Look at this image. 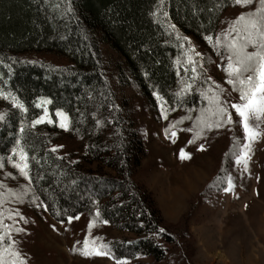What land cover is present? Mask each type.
<instances>
[{"label":"trees","instance_id":"16d2710c","mask_svg":"<svg viewBox=\"0 0 264 264\" xmlns=\"http://www.w3.org/2000/svg\"><path fill=\"white\" fill-rule=\"evenodd\" d=\"M215 2L165 0L164 8L169 13L168 20L182 35L192 37L209 52L203 36L218 34L222 13L229 7H236L225 0V6L218 12L208 11ZM66 3H71L74 16L60 19L58 12L45 7L42 2L0 0V59L3 61L0 76L9 79L8 69L3 65L13 67V75L6 87L19 90L18 95L29 107V121L40 111L32 106L39 96L53 100L50 110L62 107L76 120L80 112L86 113L79 134L75 128L65 132L52 125H38L33 130L29 154L35 155L40 163L31 162L32 175L38 171L44 175L45 179L36 187L49 190L38 194L47 203L74 208L78 214L87 215L89 220L98 206L101 219L134 234L130 239L106 240L105 243L113 246L116 256L133 259L137 255H148L155 262L163 261L167 251L162 244H172L175 238L162 226L150 195L132 177L140 160L141 141L136 138L132 123L119 105L123 97H118L117 85L110 79L102 48L108 46L120 57L118 66L113 69L118 85L131 82L155 109L153 91L160 92L171 102L174 100L172 93L179 86L173 63L178 50L175 37H168L164 26L150 15L155 10L156 0H66ZM247 10L252 9L240 8V13ZM201 25L207 27V32ZM46 52L56 53L64 63L54 64L40 57ZM10 58L34 63L12 65ZM0 103L3 111L14 113L10 120L15 131L19 127L18 110L12 109L8 102ZM198 103V96L188 98V106ZM110 104L119 111H113ZM97 106H102L98 115L105 121L100 129L95 128L91 116ZM178 110L184 112L182 108ZM109 120L112 122L108 123ZM8 131L7 127L0 131V155L6 154L12 146ZM74 135L81 139L78 154L64 150L48 153L54 141ZM58 156L65 159H57ZM94 162L96 168L92 167ZM102 167L115 174L103 173ZM216 177L217 174L213 179ZM90 196L97 200L96 205L91 203ZM48 213L58 220L52 211ZM100 225L97 223L95 228ZM159 228L166 231L162 234L152 231Z\"/></svg>","mask_w":264,"mask_h":264},{"label":"rangeland","instance_id":"374dc122","mask_svg":"<svg viewBox=\"0 0 264 264\" xmlns=\"http://www.w3.org/2000/svg\"><path fill=\"white\" fill-rule=\"evenodd\" d=\"M239 14V6L227 8L222 13L218 33L226 29L228 23ZM187 37L204 57V76L211 77L225 89L222 98L238 100V93H233L231 86L226 84L227 77L222 70L226 60H222L207 41L204 45L208 46L209 52L192 37ZM102 49L107 69H110V79L113 85H117L118 97H123L119 105L132 123L136 138L141 141L140 160L132 171V177L150 195L162 226L175 238L172 244L160 242L167 251L165 260L155 262L148 255H137L127 259L129 264H264V138L254 143L250 172L243 175L231 158L226 161L224 156L232 145L233 135L241 140L243 138L239 125L232 130H214L207 141H197L194 145L187 144L190 133H178L177 142L173 144L171 139L165 138L163 128L186 113L177 109L169 114V121L160 118L155 97L156 107L153 109L131 82L118 85L113 69L118 66L120 57L108 46L104 45ZM56 55L46 52L40 57L54 64L64 63ZM178 57L183 59L180 48L174 59ZM175 67L183 74L182 67ZM0 111H3L1 103ZM188 126L190 122L185 121L180 127ZM201 143L205 144L204 152L197 150ZM80 145L81 139L74 135L54 141L51 147L56 146L58 150L74 155L79 153ZM181 147L192 155L190 161L179 160ZM92 167L96 168L97 164L94 162ZM222 167L234 177L236 188L231 193L208 187L218 172L224 175ZM5 172L12 173L16 178H6ZM102 172L115 174L106 167H102ZM0 182L13 190H19L27 183L9 165L0 170ZM223 186H226V182ZM27 199L24 205L11 206L19 207L29 221L28 224L18 221L25 232L16 238L30 258V264H114L107 258H84L71 252L72 245L88 234L87 215L80 214L81 219L73 221L71 225L66 220L60 223L48 212L27 203ZM53 225L56 230H53ZM91 236L99 237V242L105 243L110 239H130L134 234L109 223L93 228Z\"/></svg>","mask_w":264,"mask_h":264},{"label":"snow or ice","instance_id":"6c2138e0","mask_svg":"<svg viewBox=\"0 0 264 264\" xmlns=\"http://www.w3.org/2000/svg\"><path fill=\"white\" fill-rule=\"evenodd\" d=\"M36 3H43L45 7L51 8L59 13V18L64 19L68 16H74V10L71 3L66 0H35ZM233 6H239L242 9L250 8L252 10L242 11L234 20L228 23L226 29L218 34H205L203 39L212 47L216 54L226 60L222 66L227 79L226 84L231 86L233 93H238V100L229 101L224 97L225 89L219 83L212 80L211 77H205L203 69V55L196 50L193 42L180 33L175 24L168 20L169 13L164 8L165 0H156L154 11L150 12L156 23L165 28L168 37L175 36L176 45L182 50L183 59L179 57L173 62L176 66L183 68V74L177 71L179 88L172 93L174 100L169 102L158 91H153L159 107V116L164 121H169V114L182 108L186 113L179 119L167 123L163 128L166 139H171L172 143L177 142L178 133H190L191 138L187 141L188 145H194L197 141H207L209 134L223 129L232 130L236 125L242 129V140L233 135L232 145L224 154L225 160L229 158L234 162L236 169L241 175L250 172V161L253 159V145L264 138V0H228ZM254 5V8L252 6ZM225 6V0H216L212 8L208 11L218 12ZM203 11V9H201ZM55 18V17H54ZM212 21H209L211 24ZM207 32V27L201 25ZM85 38H87L85 36ZM61 39H64L62 36ZM187 45V47H185ZM12 59V58H10ZM0 63H3L0 59ZM17 63H34L30 61H16L12 59V65ZM8 69L7 76L4 79L0 76V100L10 103L11 108L18 110L20 114L19 127L12 130L10 117L14 113L0 111V131L5 127L9 129V142L11 148L4 155H0V170L4 169L6 164L15 169L26 181L19 190H13L0 182V264H30V258L20 247V241L16 238L19 234L25 232V228L18 225V221L28 224L29 221L22 214L19 207L11 205H24L26 203L34 204L41 208L43 212L52 211L54 217L58 218L60 223L66 222L71 225L73 221H79L81 215L74 208H61L54 202L47 203L41 199L40 194L48 193L47 188H37L36 185L45 179L39 171L35 176L32 175L30 164L40 161L35 155L30 156L29 151L32 147L33 130L38 125H52L68 132L75 128L79 134L80 125L85 123L86 113L80 112L79 119L76 120L68 110L62 107H54L50 111L49 106L53 105L52 99L45 96H39L33 101L35 109L39 113L33 114L31 120L28 119L29 107L26 102L18 95V89L10 90L6 86L13 75V67L8 64L3 65ZM220 65H218L219 67ZM148 73L145 72V77ZM106 83V82H105ZM111 95V94H109ZM199 98L198 105L188 106V98ZM100 107L92 112L91 116L95 122V128L100 129L105 121L99 118ZM113 111H119V108L110 104ZM79 111V110H78ZM190 122L188 127H180ZM112 121L109 120L108 123ZM200 152L206 150L205 144L201 143L197 149ZM58 147L54 146L48 149V153H56ZM178 158L180 161H190L193 157L183 147L179 149ZM57 159L63 160L65 157L58 156ZM75 164L77 161H71ZM223 176L217 175L212 184L208 187H215L224 193H231L236 188L234 177L224 167L221 168ZM63 175V173H62ZM6 178L11 177L12 173L5 172ZM259 179V177H257ZM226 182V186H223ZM73 184L76 181L72 182ZM67 187V186H66ZM38 192L40 194H38ZM51 199V194L49 193ZM89 199L93 205L97 204L96 199ZM143 215V212H141ZM97 223L107 225V219H101V211L97 206L96 210L89 220L87 228L88 234L84 235L82 241H76L72 247V253H78L84 258H107L114 261V264H129L125 258L115 255L113 246L108 243L99 242L100 238L91 236L92 229ZM53 230H56L53 225ZM67 231V229H65ZM156 234H162L164 228L152 229ZM129 243H134L129 241Z\"/></svg>","mask_w":264,"mask_h":264}]
</instances>
